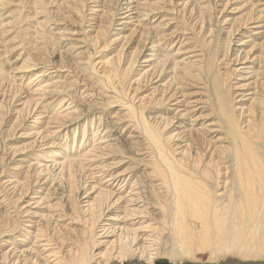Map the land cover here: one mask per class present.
Here are the masks:
<instances>
[{"label":"bare ground","instance_id":"6f19581e","mask_svg":"<svg viewBox=\"0 0 264 264\" xmlns=\"http://www.w3.org/2000/svg\"><path fill=\"white\" fill-rule=\"evenodd\" d=\"M126 1L121 9L116 0H0V16L7 18L2 28L6 32L13 22L17 35L11 41L16 44L22 38L23 46H29L26 61L16 69L7 68L10 60L0 53V72L5 66L0 76L9 81L16 70V87L22 89L29 78L25 73L34 71L36 78L27 83L34 96H59L56 103L45 99L43 108L36 97L25 104V109L34 106L42 143L35 146L33 141L27 150L39 149L35 162L12 171L26 170L27 175L23 182L8 179L14 196L0 198V239L5 238L2 246L9 248L0 255V264H157L163 259L173 264H264V81L256 82L247 98L233 85L230 64L223 66L224 58L229 62L233 36L259 29L252 22L255 3L243 25L234 21L223 60L215 29H206L209 15L198 9L200 31L193 37L201 35L199 51L185 64L162 51L171 44L164 32L152 38V29L143 23L161 15L173 0ZM182 4L187 10L189 1ZM122 10L126 12L119 14ZM138 11L140 20L136 18L129 40L141 38L143 48L155 57L145 61L152 62V70L136 75L141 52L136 49L127 56L123 46L111 57L118 34L114 41L109 36L118 15L130 21ZM21 18L30 20L26 34L17 29ZM164 23L157 28L169 26ZM15 47L10 52L15 54ZM21 51L20 56L25 53ZM240 51L235 61L259 64L257 76L264 80V41ZM171 60L178 64L169 73ZM50 70L56 80L65 78L64 90L60 80L45 85L42 79ZM129 82L131 91L126 89ZM9 84L15 87V82ZM193 88L198 92L191 93ZM92 111L95 116L90 118ZM64 127L73 128V143L70 138L64 144L55 141L54 130ZM79 138L80 147H75ZM123 155H128L127 166ZM109 170L114 173L106 175ZM29 172L38 178L34 186ZM81 176L84 183L78 180ZM119 178L115 191L111 182ZM84 193L92 194L85 204ZM111 221L118 223L111 226Z\"/></svg>","mask_w":264,"mask_h":264},{"label":"rangeland","instance_id":"374dc122","mask_svg":"<svg viewBox=\"0 0 264 264\" xmlns=\"http://www.w3.org/2000/svg\"><path fill=\"white\" fill-rule=\"evenodd\" d=\"M188 1H189V5L186 6L187 10H184L183 8L185 7V5L182 4V3L186 4V2H188ZM191 1L193 2L194 0H186V1L185 0H182V1L173 0V4L171 6H169V7H166L167 9L163 10V13H161V15L159 14L158 16H156L154 18H149V19H146V20L144 19L143 20L144 26L152 29V31L149 30L150 31V36H153L152 38H155V37H160L161 35L166 34V36L169 37L168 39H171V44H173V45H171L169 43L167 46L166 45L164 46V44H163L164 47H162V51L165 54L168 53L171 56H173L174 58H176L178 60V62H182V63H185V64H187L186 61H194L195 59L191 58V57H194L196 51H199L198 50L199 49L198 48V46H199L198 42H199V38H200L201 35H199L198 37H193V34L197 33V31L198 32L200 31V29L197 26L198 24H197L196 21H197V19L199 17L197 11H198V9H200L202 7L203 9H205L207 11V15H209L208 18H207V23L205 22V25L207 24L206 25V29L209 28V30H210L211 27L213 29H215L214 31L216 33V35H215L216 43H218V45L219 44L223 45L224 49L221 48L220 52H219V54L222 56L221 60H223L224 54H226V52L228 51V49H227L228 39H229V35L228 34H229L230 29L233 26H235L234 25V21H237L238 24L243 25V23L246 22L248 17H249L247 15H249L251 5L254 6V7L256 5V7L254 9L253 17H252V19H253L252 22H255V24L257 23L256 25L259 26V29L252 28V29H250L249 33H245L246 35L244 34V36H243V33H241V32H239V34H237V35H234L233 36L234 39L232 38V43L233 44L231 43L232 45L230 44V47H229V52H230V53H228V55H229L228 56V61L229 62L225 61L227 59L224 58L225 64L223 65L224 67H226L227 63L230 64L229 68L232 69V71H233V77H232L233 85L235 87L238 86L239 87L238 89H240L239 92L240 93L243 92L244 95L247 98L251 97L252 96L251 92L254 91V86L256 85V82H258L260 80H261V82L264 81L262 79V77H258L257 76L260 73L259 72L260 69H258L259 68V64H257V66H256V64L252 65L251 62L248 61V60L247 61H244V60L241 61L240 60V61L236 62L235 61V59H236L235 56L238 55L239 51L243 50V48L246 49V51H248V50L251 49V47L254 45V43L255 44L256 43L260 44V43H262L264 41V36H263V34H264V0H250V1H246V0H238V1L237 0H235V1L234 0H217V1H215V0H213V1L212 0H195L193 3ZM241 1L242 2L244 1V2L242 3ZM126 2H127L126 0H116V6L120 5L121 9H124V8L127 7V5H124ZM151 2H153V1H151ZM226 2H228V6L225 9ZM248 2H250V3L248 4ZM254 3H255V5H254ZM178 4H180V5H178ZM173 5H175V6H173ZM170 7H172V8L174 7L175 10H178L179 14L177 12L173 11V10H169V9H171ZM192 8H194L193 11H192ZM188 9H189V11H188ZM224 9H225V12L223 13ZM125 12H126V10H122V11L119 12V14H123ZM257 12L260 13V14H258ZM136 13H138V14H136ZM31 14H33V12ZM133 14H135V15L131 16V18H133V19H131L130 21L125 20L124 19L125 16H122V15H118L115 18L117 22H115L114 26L111 28L113 30H112V33L110 34L111 36H109V37H110V40L112 39V41L115 40L114 38L117 36L116 34H118L119 37L117 36L118 41L112 43L113 46H112L111 53L109 55L111 57L112 56H116L118 54L117 51L119 52L122 49L123 46L125 47V52H126L127 56H130L132 51L138 49V51L141 52V54H140V57H139V60H138V64L136 65V67L134 69L135 70L134 73L136 75L146 74L149 70H152V68H153L152 66L153 65L150 67V64H152V62H147L146 63L145 61L150 60L152 57H155V53L148 52L149 50L147 48H143L144 45L142 43H140V39L141 38L133 37L131 40H129V37L131 35V30L130 29H133L135 27V25H137V22L135 24H134V22L137 21L138 18L140 20V17H138V18L136 17V16H140V11L134 12ZM142 15L144 17H142ZM187 15H189L188 16L189 18L187 17ZM141 17L142 18H146L144 12L143 13L141 12ZM245 17H246V19H245ZM259 17H260V19H259ZM28 20L29 19L24 21V19L21 18L20 19L21 22L19 21L17 29L19 31H23V33H24V31L28 27L27 25L28 24L30 25V20L29 21ZM3 21L6 22L7 18L6 17L3 18V17L0 16V23L3 24ZM36 21H33V24H34V22L36 23ZM164 21L166 22L164 24H167L169 26H163V28H162L163 30H159L157 28V25H160V23L164 22ZM11 23H12L11 24V28L9 27L10 29L9 28H5L6 30L8 29L6 32L2 28V24H0V35H1L0 36V53L2 55H3V53H5L6 56H8V59L10 60L8 66H6V67L8 68L10 66L9 67L10 69H13V67H15L14 69H16V68L21 67L24 64L23 62L26 61V53L27 52H25V51H26L27 48H29V46H25V44L23 46L22 38H20L18 41H16V44H15V42L11 41L17 35V30L16 29L14 30L13 22H11ZM33 24H31V26ZM122 24H124V25H122ZM131 24H132V26H131ZM152 26H153V28H152ZM86 27H87V25H86ZM165 27H167V28H165ZM197 28H198V30H197ZM194 29L196 30V32L194 31ZM9 30H11L12 32L9 31ZM28 32L26 30L24 34H26ZM163 32H164V34H163ZM114 33H115V35H113ZM208 33H209V31H208ZM261 33H263V34H261ZM202 34L204 35V30H203ZM257 34H261V36L260 35L258 36ZM13 35H15V36H13ZM189 35H191V36H189ZM182 37H184V38H182ZM260 37H261V39H260ZM242 40H245V41L247 40L248 43L246 41L244 45H240L241 43H244V42H240ZM11 42H13L14 44L11 43ZM28 42L29 41H27L26 43H28ZM7 43H9V44H7ZM163 43H165V42H163ZM1 44H2V46H1ZM28 44H30V43H28ZM19 46L20 47L22 46V47L19 48ZM7 47H9V49ZM14 47L17 50V52H15V54H14V52L13 53L10 52L12 50V48H14ZM21 50H23V51H21ZM20 51L21 52H25V53H22V55L20 56L19 55ZM181 51H184V52L182 53ZM7 53H9L10 56ZM241 53H242V51H240L239 56L241 55ZM189 54H191V55H189ZM230 55L231 56L233 55V56L231 57ZM243 56L244 55H241V58H243ZM3 57L1 59H3ZM16 57L18 59H16ZM1 59H0V61H1ZM98 62H100V60H98ZM169 62H171L172 65L168 66V68H166V71H168L170 69H173L175 64H178L176 60H171ZM49 64H51V63H49ZM223 66H222V68H223ZM4 68H5V66L2 67L3 71L0 72V75L1 74L3 75L2 72H4ZM190 70H191V68H190ZM223 70H224V68H223ZM15 71L16 70H13V72H15ZM256 71H258V73ZM13 72H12L13 75L10 76V77H13V78H11L9 81H5L4 77L0 76V84H2V86L0 87V198L3 197V195L5 196V194L6 195L7 194L11 195V196L13 195V191L14 190L12 189V187L14 185L12 184V186H9V182H7L8 179H10L11 182L15 181L16 178H17L16 180H18L20 182H23V181L26 180L25 178H26L27 175L24 174V172L26 170H23L24 172L22 171L21 172L22 174L21 173L14 174V173H12V171H16L14 169H22V168L25 169L24 167H27V166L31 165L33 162H35L34 161V159H35L34 158V154L37 155L38 154L37 152H39V149L37 148L34 151L31 150V151H28V152H27V150L32 149L33 141H35V143H36L35 146L40 145V143H42V140L41 139H37L39 136L37 137V135H36V132H37L36 130L38 129L40 124L37 125L36 124V120L33 117L34 106L32 108L25 109L26 108L25 104L30 102L31 98H35V97L36 98H40L39 103L40 102H41V104L43 103V105H41V108H43L48 102H52V103L55 102L56 103V101H59V96H58V98L54 97V96H49L48 98L46 97L45 99H47V100H49V98L51 99L50 101H47V103H46L45 99L43 100V97L41 98V96H39V95L38 96H34L33 91H31L32 87H30L27 84L29 79H35L36 78L35 76H33L34 71L25 73V76H29V78L25 81L24 86H23L22 89H19L18 87H16L17 85L20 84V81L17 80L19 78L18 75H15ZM24 72L25 71H22L23 75H24ZM52 72L53 71L50 70L48 72V74L46 73V76L43 77L44 79H42L43 81H45V85L46 86H47V84H51L53 82L55 83V82H57V80L58 81L60 80V79L56 80V78H54V76L56 74L53 75V76L50 75ZM171 72H172V70L169 71V73H171ZM31 75H32V78H30ZM49 75H50L51 78L49 77ZM59 76H61V75H59ZM47 77H49L50 79L48 78L49 79L48 80ZM64 79L60 80L59 86H63V85L65 86V80ZM47 81H49V82H47ZM14 82H15V87H11V84H9V83L13 84ZM234 82H235L236 85L234 84ZM129 84H131V83L129 82L128 84H126L128 87L125 85L126 89H128V90L133 88L132 84H131V86ZM64 86L61 89L64 90ZM150 87L148 89H151L153 86L151 88ZM49 88H50V86H49ZM198 88H200V87H198ZM51 90H53V89H51ZM198 90L199 89H194L193 88V90H191L190 92L191 93H197ZM129 91H131V90H129ZM80 92H83V90H80ZM147 92L149 93L150 91L147 90ZM194 95H195V98L199 97V96H196V94H194ZM238 100L240 101L241 99L239 98ZM51 110H53L52 105H51ZM81 110H82V108H81ZM84 110H85V108H83L82 111L84 112ZM39 112L37 114H39ZM91 113H89V114H91L90 118H92L93 115L95 116V111H92ZM106 113H108V112H106ZM163 113H167V111H163ZM49 115H50L49 113L46 114V118H48ZM96 116L98 117L99 115H96ZM46 118L44 120H46ZM81 122L82 121L79 122L80 125L83 124V122L82 123ZM66 125H70V124H66ZM53 126H55V125H53ZM79 128L80 127H78V129ZM43 129H45V128L43 127ZM54 131L58 132L57 136L55 138V141L59 142V144H64L66 141L69 142V138H70V140L72 142L73 136H74L73 135L74 131H73L72 127L68 128V129H65V127H64V128H61V129H58V130H54ZM75 132L78 134L77 136H79L80 132L79 131L77 132V130ZM30 135H32V136H30ZM29 136H30V138H29ZM44 141H46V140H44ZM77 145L80 147V138L78 139L77 143L75 144V147ZM23 150H25V152H24L25 154H23V152H21ZM18 151L21 152L22 154L19 153ZM18 153H19V155H18ZM17 155H18V157H17ZM123 156L125 157V160L123 161V165L127 166L130 163L128 158H127L128 155L127 156L123 155ZM145 157H146V155H145ZM47 161H49V160H47ZM109 162L111 163V161H109ZM112 173H114V171L109 170V172H106V175L107 174L110 175ZM115 175L116 174H114V176ZM31 176H33L31 178V181H32V184L34 186L35 185V181L38 180V178H37V176H34L33 173H30V177ZM80 178H81V180H80ZM78 180H80L83 183L86 181V179L84 180L82 176L79 177ZM120 181H122V180H120V178L117 181L116 180L112 181L111 182V188L113 190L117 191L119 189V185L118 184H120ZM127 181H130V177H128ZM99 182L100 181H98L97 183H99ZM48 186H50V185H48ZM1 187H3L5 190L2 189ZM37 195L39 197L40 195H43V194L42 193L41 194H36L35 196L37 197ZM33 196L34 195L32 194V195H29L27 197H24L23 200L19 203V205L23 206L24 204L27 203L26 201H28V200L30 201L31 198H33ZM91 196H92V194H90V193H88V194L84 193L82 195V197H81L82 198L81 201H83V204H85L86 201L90 200ZM56 197L59 199L58 195H56ZM1 201L2 200H0V202ZM34 207L35 206H33L32 208H34ZM7 208L10 209L9 212H11V211L16 212L15 208H13V207H7ZM1 209H0V211L2 212ZM120 213L121 212H117V214H120ZM11 214H13V212ZM15 214L16 213H14L13 215H15ZM112 214H115V212H112ZM120 216L122 218V217H124V214L121 213ZM107 217L108 216H106L105 220L107 219ZM15 218L16 217H14V219ZM103 223H106V222H103ZM115 223H118V222H113V221L109 222V224L111 226L115 225ZM111 226H109V227H111ZM0 241H1L0 242L1 243L0 244V249L2 248L0 250V255H1L5 251H7L9 248L6 245L2 246L4 244L3 241H5V238L0 239ZM3 247H4V250H3ZM225 262H227V261H225ZM126 264H146V263H144V262L139 263V262H136V261H132V262H128ZM157 264H173V263H171L167 259H163V260L158 261ZM185 264H217V263L209 262L207 260H204V261H200L199 263H185Z\"/></svg>","mask_w":264,"mask_h":264}]
</instances>
